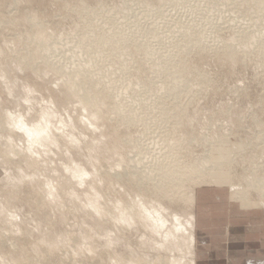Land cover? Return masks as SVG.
I'll list each match as a JSON object with an SVG mask.
<instances>
[{
  "label": "rangeland",
  "instance_id": "1",
  "mask_svg": "<svg viewBox=\"0 0 264 264\" xmlns=\"http://www.w3.org/2000/svg\"><path fill=\"white\" fill-rule=\"evenodd\" d=\"M262 13L264 0H190V5L184 0H0V115L17 117L49 107L54 123H48L47 130L55 135L46 146L32 144L28 154L36 157L35 166L33 160L28 163L33 157L28 162L25 156L12 160L7 133H0L6 138L2 142L0 137V151L8 149L0 152V264H164V258L178 264L187 255L186 246H181L184 252L176 247L179 238L174 239L175 249H158L154 243L161 239L159 233L147 232L120 212L140 200L170 212H160L167 230L178 224V217L185 222V203L164 201L159 186L166 182L160 181L159 170L155 175L148 171L156 160L170 163L174 155L184 164L198 158L216 161L222 155L219 162L227 166L233 158L232 169L224 168L236 182L249 172L264 177V55L253 46L233 57L212 47L244 32L264 39ZM202 27L208 28L212 46L200 47L197 38L189 43L190 32L195 35ZM185 30L189 33L184 35ZM121 32L127 34L119 45L126 51L122 54L111 47L112 33ZM45 47L48 60L41 54ZM89 55L93 65L83 69L92 70L79 84L103 95L104 102L97 123L83 127L79 118L86 121L85 112L78 99L58 85L60 74L51 63L69 65ZM97 65L102 66L98 74ZM109 76L116 86L106 91ZM116 105L124 113L134 108L137 121L124 122ZM31 115L25 120L38 122ZM13 135V148L24 149L28 143L22 131ZM165 139L174 145L163 155ZM8 159L13 166L22 162L23 170L25 163L32 167L25 166L24 174L19 166L17 173ZM68 166L78 170L77 176ZM23 174L26 182L21 183ZM209 183L188 181L184 186L197 194L199 188L211 186L234 200L228 185ZM34 189L42 195L37 198ZM250 192L249 203L254 205L244 208L264 207V199ZM158 201L163 208L154 204ZM94 202L105 207L106 215ZM9 221L15 228L6 226Z\"/></svg>",
  "mask_w": 264,
  "mask_h": 264
},
{
  "label": "bare ground",
  "instance_id": "2",
  "mask_svg": "<svg viewBox=\"0 0 264 264\" xmlns=\"http://www.w3.org/2000/svg\"><path fill=\"white\" fill-rule=\"evenodd\" d=\"M184 1L187 3V5H190V0H184ZM171 2L175 3V4H179L180 2H182V0H171ZM262 17L264 19L263 13H262ZM202 28H200L195 33V35H193V33L190 32V34H189V43L192 42L195 38H197L196 39L197 40L196 43L200 47H205L206 48L209 45L212 46L213 44H215V42L211 43L209 41L210 40V36L208 35L209 33L206 31L208 28H203V29ZM186 33H189V30H185L184 31V35ZM126 35H127L126 32H121V33H118V34L112 33V35H111V47H112V49L115 52L120 53V54L126 52V51L123 52L121 49H119V47H120L119 45H120V43L123 40H125ZM86 38H87V36H86ZM101 40H102V37H101ZM218 40H221V39H218ZM209 42L211 44H209ZM217 42H219V41H216V43ZM248 46H253L255 53L257 52V54L259 56L264 55V39H261V36L258 33L244 32L238 38H228V40H226L225 42L222 41L221 44L217 43L215 46H212V47H213L214 51H219V50H224L225 51L226 50L229 53L230 57H233L234 54H236L237 52L243 51ZM53 48H54V46H53ZM48 52H49L48 47H45V50H43V53H41L42 55H45L47 60H48V57H49ZM217 53H219V52H215V54H217ZM149 56H156V55L151 53ZM66 57L68 58V55ZM91 57L92 56H90V55L81 57L79 62H72L71 61L69 65H64L62 63H51L52 69H54L55 71L59 72V74H60V77H59L60 81H58L59 82L58 85L61 84V86H63L65 88L67 96L76 97L78 99V102L81 105L83 113L85 112L84 115L86 117V121L79 118V121L81 122V126H83V127H87V122H88V124L97 123V119L99 117L98 116L99 107L104 102V96L103 95H101V94H93V93L89 92L88 90L84 89L85 87H83V86H81L79 84L80 77L84 76L86 72L92 70V68L91 69H83V67H90V66L93 65ZM174 61H175V59H172L171 63H172L173 66H176V63ZM118 67H119V71L122 70V62H119ZM101 70H102V66L101 65H97L96 66V73L98 74ZM107 78H108V80L106 81V84H105V90L106 91H111L112 88L114 86H116V84L114 83V79H112V76H109ZM118 95H121V93H118L117 96ZM48 101L51 102V104H53L52 100L49 99ZM35 104H34V106H35ZM118 105H121V104L118 103ZM45 107H47V106H45ZM115 108H116V110L119 109V107L117 105H116ZM31 109H33V108H31ZM51 109H53V108H51ZM40 110H42V109H40ZM40 110L34 109V110H32V112H30V110H29V112L32 113L31 116H34V117L37 116L36 118H38V119H36L38 122H35V123H30L27 120H25L24 117L26 116V114L27 115L30 114V113H27V112H26L25 115L22 112V114H19L20 116H17V117H14L11 113H8V112H7L8 114L7 113H3L2 115H0V119H1V123H0V130L1 131H0V133L2 131L3 132L5 131L7 133V136H6L5 132L4 133L2 132V134H4L6 136V138H9V140L7 139L9 145L7 143L6 144L8 145V148L10 147V151L7 152V153H10L11 150L13 151L12 152L13 155H12V158H11L12 160H13L14 157L25 156L26 157V161L28 162L27 159L30 158V157H33V158H30L28 163L30 165H32L33 163H31V162L33 160L34 161V165L36 166L38 164V163L35 162V160H36L35 158L36 157L31 155L32 152H33L32 144L37 142V143L40 144V146L41 145H45L46 146L52 141V138H54L55 135H54V133H52L53 130L52 131L50 130L51 132L47 130V124L48 123L52 124V122H53V121L51 122V119H52L51 117H52V114L54 112L52 113L49 107L46 108V109L44 108L43 109V110H45L44 112L40 113ZM117 112L119 114H121V119H123L124 122L135 123L137 121V118L134 117V114L136 113L134 108H130L126 113L121 112L119 110H117ZM24 113H25V111H24ZM81 114H80V116H81ZM29 117H30V115H29ZM20 126H24V127L27 128V132L22 131V133H23L22 136L25 135L24 140H26L28 144L26 145V147L24 149H22V147L20 149L17 148V147H16V149H14L13 148L14 145H17V144H13V142H12V138L15 139L14 138L15 135H13V134L18 129H20ZM53 126H55V125H53ZM48 128H50V127L48 126ZM1 135H0V137H1ZM5 136H3L4 139L2 138V140H3L2 142H4V140L6 139ZM74 137H75V135H74ZM13 141H15V140H13ZM2 142H1V144H2ZM5 142H6V140H5ZM53 142H55V141H53ZM163 144H164L165 149L162 150L160 152V154L165 155V153H169L171 151V148H172V145H174V142H171V141L167 142L166 139H165L163 141ZM170 144H172V145H170ZM3 148H5V147H3ZM4 151H8V149L7 150H1L0 152L3 153ZM28 152H31V154H30L31 156L28 154ZM4 155H6V154H4ZM8 156H9V154H8ZM218 156L219 157L216 158L218 160H216V161H212L211 159H204V158L202 160H200L198 158L197 161H195V162L184 164V162L182 160L177 159L175 157V155H174V159L172 161H170V163H163L160 160H156L155 161V166L156 167L154 165H150L148 171L152 172V174L155 175V174H157V170H159L158 173H160V181L166 182V183H164V184L159 186L160 189H161V192H163V200L164 201H166V200L167 201H171L172 203H176L178 201H183L185 203L186 207H187V209L185 208V210L188 211L187 214L185 212H183L187 216L184 217L183 216L184 214L182 215L183 216L182 219H185V222L180 220L181 217L180 218L179 217L178 218L175 217V218H177L176 221H178V220L179 221H178V224H176L174 226L172 231H170L169 228H168L169 230L164 228L165 225H164V222H162V220L164 218L162 217L163 219L162 220L160 219L161 218L160 212L162 210V212L164 213L163 209H165V208L162 207V203H161L163 200L162 201H158V203H156V202L154 203V204H159L160 205L159 209L163 208L160 211H158L155 208L156 207L155 205H154L155 206L154 207L152 204H147L145 201H140L139 200V202H136L135 204H132L131 206L130 205L123 206V208L126 211L125 212L124 211L120 212V213H125L126 215L132 216L133 219L136 221V223H138V224L140 223L139 225L140 226L142 225L141 227L145 228L147 232L149 231L150 233H154V235L159 233L161 235V239L164 238L165 241H163V239L161 240L159 238V240H161L160 242H159L158 239H157L158 242H156L157 240L155 241V243L153 242L154 245H156L155 247H157L158 249H160L162 247H165V249L167 248V250L169 249V247H172V248L175 249L176 243H175L174 239L175 238H179L181 242L176 241V242H178V246H176V247H179L178 248L179 251L180 250L182 251L183 250L182 248L185 247V246L187 248V250L185 251V252H187V255L185 253H184L185 255H183V254L179 255V257L181 255H183V257L181 259L183 264H195L196 263L195 262V252H194V246H195L194 226L196 224H195V215H194V212H193V206H194V202H195V196H194L195 190L193 188H190V186L185 188L186 186H184V185H186L188 181H190V182H192V183H194L196 185H200V184H203L205 182H210L209 184L213 183V184H216V185H221V184L228 185L229 188H230V191H231V198L236 200V201H238L239 204L241 205V207H246L248 205H251L252 202L249 203V201H251L250 197L252 198L253 196H251V192L250 191L254 190V194L256 193V195L260 196V199L261 198L264 199V177H260L259 178L256 175L257 174L256 171H255L256 173L255 172H249V173L243 175L240 181L236 182V181H234L231 178L232 177V173L229 172V169H230L229 165H231L233 162L235 163L234 159L231 157L232 158L231 161H233V162L231 164L229 163L226 166V163L224 164V163L219 162V160L222 161L224 159V157L222 155H218ZM4 157H6V156H4ZM228 159L230 160V158H228ZM8 162H10V163H8V165H12L11 164L12 161H10L8 159ZM14 162H15L14 164L17 163L16 160ZM19 163L22 165V162H18L16 165H14V166H16L15 171L18 168L21 167ZM24 163H23V166L25 164L27 165V163H25V164ZM30 165L26 166V167L27 168H31L32 166H30ZM5 166H6V164L4 165V167ZM25 166H24V170H25ZM225 166L229 168L226 171H225V168H224ZM232 166H234V165H232ZM21 169H22V167H21ZM21 169L20 170L18 169V171H21ZM68 169L71 170L72 176H77L74 172L78 171V170H75L74 166H68ZM18 171H16V172L18 173ZM25 171L23 172L24 174L26 173ZM80 171H82V170H79V172ZM62 173H63V171H62ZM24 174L22 176L18 175L20 177V179H21V183L24 180L26 182V179L22 180L23 176H27V174L26 175H24ZM68 174H70V173H68ZM80 174H81V172L79 173V175ZM9 175L7 177H10ZM29 177H31V176H29ZM29 177H28V180L30 179ZM256 177H258V179ZM23 178H25V177H23ZM62 178H63V176H62ZM255 178H256V180H255ZM17 180H19V179H17ZM33 181H35V180H33ZM65 181L66 180H64V182ZM70 181H68V182H70ZM7 183H8V180H7ZM12 183H11V185H12ZM61 183H63V182H61ZM243 183L245 185H243ZM34 185L35 186L37 185L36 182H34ZM165 186H168V189ZM15 187H17V185ZM170 187H172V188L178 187L179 190H178V192L171 193L170 190H169ZM34 190H35V192H34L35 196L36 195L38 196L39 194L42 195V193H40L41 192L40 189H38V190L34 189ZM5 191H7V190H4L3 192H5ZM3 192H2V195L4 196L5 193H3ZM6 194L8 195L7 192H6ZM13 195H14V193H13ZM9 196L11 197V194H9ZM38 197H40V196H38ZM4 198H5V196H4ZM46 200H48V199H45V201ZM47 202H49V200ZM0 203H2V202L0 201ZM95 205H96V207H95ZM95 205H92V209H94L93 207H95L98 212H100L102 214L104 213L103 215H106L107 212H106L105 207H101L100 205H98L97 202L95 203ZM182 206H184V205H182ZM167 207L169 208V206H167ZM249 207H254V206H249ZM99 208L101 209V211H99ZM0 210H1V208H0ZM1 211H0V213H2ZM7 211L9 212L10 210H7ZM7 211H6V213H8ZM93 211L95 212V209ZM165 213H166V209H165ZM167 213H170V212L168 211ZM95 214H98V213L96 212ZM90 215H91V213H90ZM169 218H172V217L169 216ZM1 219H2V217H1ZM6 219L10 220L12 218L8 217ZM3 221L5 222L4 219H3ZM169 221H171V220H167V222H169ZM6 222H8V221H6ZM11 222H13V221H11ZM11 222L9 221L10 225L8 223V225L6 224V226H10V228H13L16 223L14 224V222H13V224H12ZM11 224L14 225V226H11ZM177 225H178V227H176ZM12 231H13V229H12ZM146 236L147 235H144V238L148 239ZM157 236H159V235H157ZM154 239H155V237H154ZM152 241H154V240H152ZM181 246H183V247H181ZM182 252H184V250ZM171 255L173 256V254H171ZM170 259L169 258L168 259L164 258V259H160V261H162L164 264H174L172 262H175V260L174 261L172 260V262H171ZM180 262H178V264H180ZM136 264H140V262L137 261ZM175 264H176V262H175Z\"/></svg>",
  "mask_w": 264,
  "mask_h": 264
},
{
  "label": "crops",
  "instance_id": "3",
  "mask_svg": "<svg viewBox=\"0 0 264 264\" xmlns=\"http://www.w3.org/2000/svg\"><path fill=\"white\" fill-rule=\"evenodd\" d=\"M210 187L194 194L195 264H264V207H241Z\"/></svg>",
  "mask_w": 264,
  "mask_h": 264
},
{
  "label": "clouds",
  "instance_id": "4",
  "mask_svg": "<svg viewBox=\"0 0 264 264\" xmlns=\"http://www.w3.org/2000/svg\"><path fill=\"white\" fill-rule=\"evenodd\" d=\"M20 130L24 131V132H27V128L24 127V126H20ZM174 264H175V262H174ZM180 264H183V262L181 261Z\"/></svg>",
  "mask_w": 264,
  "mask_h": 264
}]
</instances>
